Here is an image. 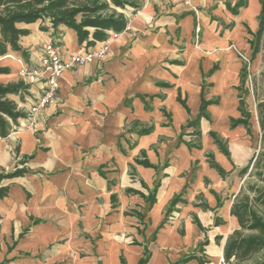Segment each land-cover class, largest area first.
Here are the masks:
<instances>
[{"label":"crops","instance_id":"crops-1","mask_svg":"<svg viewBox=\"0 0 264 264\" xmlns=\"http://www.w3.org/2000/svg\"><path fill=\"white\" fill-rule=\"evenodd\" d=\"M141 1L139 10H125L127 30L110 42L103 60L61 75L56 106L38 113L31 125L18 121L6 138H0V168L13 169L15 149L19 157L33 155L26 164L29 173L1 182L9 193L0 199V261L121 264L122 255L126 264H137L143 248L133 245V239L148 242L147 264L175 262L197 251L205 239L209 264L222 261L225 240L238 229L230 215L242 184L238 172L256 150L250 145L252 126L248 135L243 126L231 129L229 119L240 116L236 87L243 63H249L248 30L257 32L261 5L259 0H242L246 6L233 14L227 5L241 0L195 1L192 7H185L183 0ZM40 24L20 25L29 30L20 39L27 58L13 51L0 57V67L9 69L0 74V83L23 81L20 69L36 66L41 45L54 38L64 57L100 43L87 48L78 44L71 29L41 31ZM229 24L231 28H224ZM203 82L204 99L218 103L207 107L210 122L200 120L201 147L189 149L186 143L195 138L186 123L198 114ZM30 87L29 99L20 103L25 110L39 95V83ZM179 93L188 112L177 101ZM150 125L149 134L137 135ZM254 130L257 135V125ZM209 131L227 141L229 159L219 152ZM142 151L155 168L135 163ZM208 153L227 176L220 177L209 166ZM156 183L150 209L139 195L125 194L130 188L146 195ZM183 189L186 203L177 204L178 211L157 229L169 202ZM199 203L214 210L195 206ZM130 210L142 213L144 224L124 214ZM194 217L203 231L193 223ZM181 223L184 235L178 233Z\"/></svg>","mask_w":264,"mask_h":264},{"label":"trees","instance_id":"trees-1","mask_svg":"<svg viewBox=\"0 0 264 264\" xmlns=\"http://www.w3.org/2000/svg\"><path fill=\"white\" fill-rule=\"evenodd\" d=\"M261 10L258 16L259 28L256 33L248 34L252 39L248 40L251 48V56L249 62H252L260 53V47L264 42V0H259ZM142 6L141 0H0V57L5 56L9 51L20 52L24 58H27L25 50L20 44L21 37L29 35V30L21 28L20 25H28L40 21L39 29L47 31L48 28L56 29L60 26L71 29L77 38L79 45L84 44L85 47H92L96 42L105 40L110 32L121 33L128 24V17L125 10L130 8L134 12ZM246 6L245 1H238L233 7L227 5L228 10L237 14L238 9ZM47 22L49 27L45 24ZM232 24L226 25L224 28H231ZM263 69L260 72L261 86L253 89V95L256 103V114L259 125V150L253 154L247 164L242 167L238 176L242 180L239 192L232 201L230 215L237 220L238 229L234 230L225 240L223 246L222 260L223 264H264V55L262 58ZM217 67L214 66L210 71L211 74ZM7 67H0V74H8ZM248 64L243 63L240 71V82L236 87L238 91V107L240 114L238 118H230V128L243 126L247 134L250 135L249 120L251 113L246 109L244 97L249 95L250 91L247 86V80L250 77ZM252 82H256L253 78ZM163 86H168L163 85ZM206 84L203 82L200 106L197 116L188 120L187 128H192L194 141L186 143L189 149L201 147L200 137L201 132L199 124L201 119L211 121L210 115L207 112V107L212 104H217L218 99L205 100L203 96ZM30 85L22 80L16 82L0 83V138H6L18 125V121L26 119V110L20 107V103L25 102L26 98L30 97ZM177 101L188 112L185 100L181 98L180 93L177 96ZM148 107V106H147ZM153 130V126L141 127L137 131V135L143 136L149 134ZM209 136L217 146L220 153L227 159L230 158L227 141L220 137L215 131H209ZM179 142H183L181 138ZM16 163L12 170L0 168V199L6 197L9 193L8 186H1L3 180H10L18 177H23L29 173L26 164L33 155H23L19 157L18 149H15ZM207 163L214 169L220 177L224 178L228 175L214 159L212 153L206 155ZM137 165L145 168H155L152 165L145 152H141V157L135 159ZM131 176L135 175L134 168L130 166ZM103 174L102 171H100ZM144 189L147 186L142 182ZM159 183H156L148 194H143L140 191L127 188L125 194L139 195L150 209L155 203L156 191ZM185 189L174 196L169 202L164 218L157 229H160L168 222L169 217L173 212H177L176 205L179 203L185 204L186 201L182 198ZM216 196V195H215ZM217 197V196H216ZM111 205L116 207L117 199L111 195ZM195 206L203 209H210L205 203L195 204ZM220 206V200L217 197V207ZM137 217L139 224H144V215L137 210H130L124 213ZM193 223L200 230H204L199 221L194 217ZM215 225L220 224V219L215 217ZM137 230L140 232L139 228ZM183 234L182 230H179ZM156 233H154L152 241H154ZM219 238L215 237V243L218 244ZM133 245H138L143 248L142 256L137 264H147L151 257L149 244L145 240L138 242L132 240ZM208 245V240L205 239L199 244L198 250L184 255L175 262L168 264H187L190 261H195L196 264H209L210 260L204 253V247ZM10 249V248H9ZM121 264H126L123 256H120ZM9 260L4 259L0 264H7Z\"/></svg>","mask_w":264,"mask_h":264},{"label":"built area","instance_id":"built-area-1","mask_svg":"<svg viewBox=\"0 0 264 264\" xmlns=\"http://www.w3.org/2000/svg\"><path fill=\"white\" fill-rule=\"evenodd\" d=\"M195 1L203 0H183V5L192 7V3ZM125 30H127V27L122 32ZM121 33L110 32L108 37L99 43L98 47L69 54L66 57L62 54L61 45L57 38L43 43L38 64L36 66H23L19 71L24 83L29 85L32 83L40 84L39 95L32 99L30 107L26 110L25 120L29 125L35 122L38 113L56 106L58 103L59 78L61 75L66 70L87 65L93 61L103 60L109 52L110 42L117 39Z\"/></svg>","mask_w":264,"mask_h":264},{"label":"rangeland","instance_id":"rangeland-1","mask_svg":"<svg viewBox=\"0 0 264 264\" xmlns=\"http://www.w3.org/2000/svg\"><path fill=\"white\" fill-rule=\"evenodd\" d=\"M263 55H264V42H262V45L260 47V53L256 56V58H255L256 60L249 62V63L246 62L248 64V71L250 72L251 75L247 80V86L249 88L250 93H249V95L245 96V102L244 103H245L246 109L251 113L249 123L252 126L253 134H252L251 139H250V145H251V148L256 149L255 152H257L259 150V133L257 135H255L254 126L257 125L259 128V125H258L257 114H256V109H255L256 103H255V99H254V95H253V91H254L253 89H256L257 87L261 86L260 72L263 69V62H262ZM253 78L256 79V82H254V83L252 82ZM171 216H172V214H171ZM168 222H169V219H168ZM179 230H182L183 234H181ZM178 233L180 235H184L183 223H181V226L178 229ZM220 264H223V260L220 262Z\"/></svg>","mask_w":264,"mask_h":264}]
</instances>
